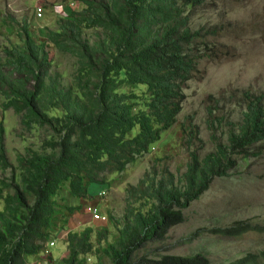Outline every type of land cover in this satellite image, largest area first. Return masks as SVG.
<instances>
[{"label": "trees", "instance_id": "16d2710c", "mask_svg": "<svg viewBox=\"0 0 264 264\" xmlns=\"http://www.w3.org/2000/svg\"><path fill=\"white\" fill-rule=\"evenodd\" d=\"M79 1L83 9L67 12L56 31L44 33L43 42L32 38L21 18V44L3 48L0 55V110L12 111L29 131L50 132L39 152L18 155L13 168L0 124L1 170L10 172L0 180V264H25L45 252L54 229H65L67 218L81 207H69L60 193L83 201L92 184L108 187L107 175L122 174L147 155L174 125L199 62L215 54L207 39L215 33H201L191 23L215 0ZM47 46L73 60L69 85L51 74ZM241 101V118L228 122L224 141L216 140L203 158L190 151L178 178L167 168L154 169L125 189L121 221L108 216L117 230L111 241L107 227L93 240L92 228L67 232L61 264H85L89 255L97 256L95 264L104 259L109 264H209L202 255L150 257L142 252L162 245L169 231L184 223L183 211L216 178L227 176L264 144V94L245 91ZM207 110L210 130L214 116ZM182 132L187 146L201 143L192 123L182 125ZM249 230L238 223L210 233L239 238ZM258 260L264 262V250L236 264Z\"/></svg>", "mask_w": 264, "mask_h": 264}, {"label": "rangeland", "instance_id": "374dc122", "mask_svg": "<svg viewBox=\"0 0 264 264\" xmlns=\"http://www.w3.org/2000/svg\"><path fill=\"white\" fill-rule=\"evenodd\" d=\"M79 0H0V55L5 47L20 45L17 22L24 18L29 24L34 40L43 42L47 31H56V24L69 11L83 9ZM41 8L43 16L36 19L35 9ZM192 28L214 32L207 37L215 54L203 58L194 78L185 87V100L174 125L165 132L158 143L144 157L130 165L122 174L105 177L108 185L103 198L97 194L103 185L92 184L85 200L68 198L60 193L69 207L80 210L68 217L64 230H53L45 252L29 257L25 264H61L65 256L67 232H81L92 228V240L96 231L107 227L108 240L117 235L116 228L104 223H92L85 212L86 206L97 205L107 217L112 215L117 224L125 209V189L135 186L145 173L167 168L178 178L186 169L189 152L198 151L200 158L209 154L216 140L223 142L230 121H238L244 110L243 92L264 94V0H215L205 11H198L192 18ZM52 61L51 74L58 73L64 85H69L73 72V60L60 55L47 46ZM208 54V53H207ZM0 97V104L2 103ZM207 109L213 110V128L207 126ZM192 123L199 132L201 143L187 146V135L182 125ZM0 124L4 132L7 163L16 166V157L27 151H40L41 141L48 130L22 127L12 111L0 110ZM10 172L1 170L0 180H7ZM91 196V199H88ZM59 197V198H60ZM58 198V199H59ZM59 202V200H58ZM3 204L0 203V211ZM183 224L169 231L162 245H150L144 253L150 257L172 255L191 257L202 255L209 264H236L249 255L256 256L264 250V144L252 151L248 159L240 160L227 176L216 178L209 189L183 211ZM64 219V218H63ZM242 223L249 231L239 238L216 236L210 231L225 229ZM53 242V247L50 243ZM158 250H160L158 252ZM99 257V256H98ZM97 256L86 257L85 264H95ZM104 264L109 262L104 259ZM256 264H264L258 260Z\"/></svg>", "mask_w": 264, "mask_h": 264}, {"label": "built area", "instance_id": "2783aa9c", "mask_svg": "<svg viewBox=\"0 0 264 264\" xmlns=\"http://www.w3.org/2000/svg\"><path fill=\"white\" fill-rule=\"evenodd\" d=\"M43 16V10L41 8H36L35 9V17L36 19H41ZM107 186H103L102 190L97 194L98 198H103L106 192ZM86 214L89 217L90 222L92 223H100L104 224L108 221L107 217L104 216L100 208L97 205H87L85 209ZM50 247H53V242H51Z\"/></svg>", "mask_w": 264, "mask_h": 264}]
</instances>
